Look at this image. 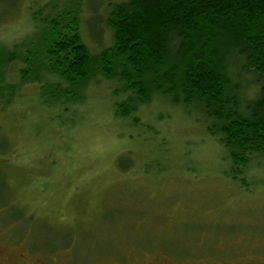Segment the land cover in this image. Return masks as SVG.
<instances>
[{
	"label": "rangeland",
	"instance_id": "obj_1",
	"mask_svg": "<svg viewBox=\"0 0 264 264\" xmlns=\"http://www.w3.org/2000/svg\"><path fill=\"white\" fill-rule=\"evenodd\" d=\"M17 1L9 44L32 30L33 0ZM97 1L82 26L93 53L112 42L90 26ZM117 87L99 76L64 110L31 85L0 107V264H264V166L242 188L201 114L157 96L134 124Z\"/></svg>",
	"mask_w": 264,
	"mask_h": 264
},
{
	"label": "trees",
	"instance_id": "obj_2",
	"mask_svg": "<svg viewBox=\"0 0 264 264\" xmlns=\"http://www.w3.org/2000/svg\"><path fill=\"white\" fill-rule=\"evenodd\" d=\"M16 2L4 4L0 22L14 16ZM97 3L89 4L93 34L100 38L104 25L112 42L96 53L82 33L86 0L29 3L32 30L0 41V107L35 85L44 105L65 110L86 102L100 76L124 94L116 115L139 124L141 107L164 96L201 114L228 152L227 176L250 190V172L264 166V0Z\"/></svg>",
	"mask_w": 264,
	"mask_h": 264
}]
</instances>
